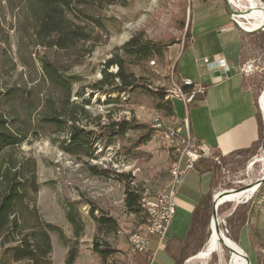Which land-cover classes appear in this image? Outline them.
Listing matches in <instances>:
<instances>
[{"label": "trees", "instance_id": "obj_1", "mask_svg": "<svg viewBox=\"0 0 264 264\" xmlns=\"http://www.w3.org/2000/svg\"><path fill=\"white\" fill-rule=\"evenodd\" d=\"M3 1L4 6L0 0V264H51L50 234L54 233L68 247L65 264H73L79 251L78 240L85 227L80 207L90 204L82 199L66 202L65 219L72 230V243L69 245L62 230L44 221L39 213V183L35 160L19 155L17 151L29 139L36 140L46 130H50L48 134L62 136L57 144L64 154L89 162L96 158L99 148L113 145L124 139L129 132L139 129L138 125L125 120L107 124L93 122L98 130L88 129L90 115L86 106L90 105L91 99H85L86 93L82 87L74 91L73 85H80L81 78L69 74L94 51L100 42L101 32L106 31L107 19L96 15L93 9L100 8L103 3L112 5L113 1ZM7 15L11 17L9 22L5 20ZM5 24L8 25L7 29ZM252 34L251 37L258 36L264 42V32ZM11 35L16 47V61L26 69L27 75L22 83L6 84L4 80L8 77L11 79L15 70L9 42ZM171 45L146 39L142 33H136L102 65L100 78L86 87L91 94L106 96V104H123L125 102L122 97L131 98L138 93L143 94L162 101L165 105L158 106V109L172 114L175 110L174 102L164 100L166 92L163 89L154 91L140 84L139 78L131 71L135 66L161 60ZM111 67L116 69L115 72L109 71ZM19 77L23 81L22 74ZM181 87L184 93L192 91L191 86ZM72 97L77 99L72 100ZM201 97L197 93L194 102ZM79 99L83 101L79 102ZM261 136L260 124V138ZM151 137L152 133L149 131L139 137L132 147L147 143ZM55 140L57 141L54 138V142ZM259 142L260 140L251 149L236 154L245 158L253 156ZM132 147L124 151L127 158L134 155ZM85 165H88V171L93 176H113L108 169ZM204 165L196 164L193 168L200 173L210 174L209 190L200 196L192 212L190 227L185 238L180 241L175 264H180L186 256L198 252L203 245L212 191L216 184L213 168H218L215 164L211 167L208 164L202 169ZM115 177L124 184L125 210L139 216L143 212L140 204L142 196L131 187L132 176L124 173L115 174ZM262 192L264 183L247 203L239 204L232 214V220H237L234 227L235 240H238L241 229L247 225L256 197ZM95 211L99 213L97 216L94 215ZM88 215L94 225L92 251L104 263L119 251L98 240L100 236H108L118 228L117 220L95 206L89 208ZM256 260L257 264H261L258 255Z\"/></svg>", "mask_w": 264, "mask_h": 264}, {"label": "rangeland", "instance_id": "obj_2", "mask_svg": "<svg viewBox=\"0 0 264 264\" xmlns=\"http://www.w3.org/2000/svg\"><path fill=\"white\" fill-rule=\"evenodd\" d=\"M112 1V5L108 6L103 3L100 8L93 9L96 15L107 19L106 31L101 32L100 42L97 43L94 51L85 58L80 66L74 67L69 74L78 75L81 78L80 85H73L74 91L82 87L86 93L85 99H91L90 105L86 106L90 115L88 129L98 130L97 127H94L93 122L107 124L122 120L138 125L139 129L129 132L124 139L113 145L103 149L99 148L96 158L89 160V162L86 159L78 160L73 156L64 154L57 144L62 136L48 134L50 130H46L36 140L29 139L23 143L18 148L17 153L34 159L37 166L39 183L37 208L39 213L44 221L54 224L62 230L70 245L72 243V230L65 219V204L67 201H78L79 199L88 201L90 205L86 204L80 207L85 227L78 240L79 251L73 264H108V261L111 262L110 264H114V262L119 264L127 252L128 236L143 228L145 215L141 212L139 216H134L125 210L123 203L124 184L115 177V174L129 173L133 178L131 187L137 190L141 196L154 197L167 188L170 174L174 165L178 164L179 157L183 155V163L189 160V156L194 153L197 156L194 165L205 164L202 169L206 168L208 164L210 167L213 164L218 166V168H213L216 184L212 191L209 218L203 234V245L198 252L186 256L180 264H230L229 249L225 248L229 247L228 242H224L222 239L219 240L216 251L211 253L208 259H196L195 256L203 251L213 234V231H210V224L213 219L214 196L224 191L248 189L264 176V161H258L259 156L263 154L264 141V117L260 102V96L264 91V42L261 38H257L258 36L252 37L254 39L250 41H248L249 39L246 40L239 66L243 70L245 84L254 90L256 102L260 108L258 113L262 136L256 154L249 158L237 154L223 157L215 150L201 151L200 145L192 138L185 139L184 142L174 141L172 143L167 140L164 134L165 128L186 126V123L181 120L185 118L187 109L182 107L181 111L179 104L182 106V103L177 99L170 98L169 94L173 89V83L177 84L179 81L176 75L175 61L180 60L178 66L188 73L191 71L192 74L196 73L193 71L194 59L188 63L187 56L184 59H180V57L183 51L181 47L191 43V6L194 1L199 0ZM1 4L4 6L3 0ZM4 12L9 14L7 10ZM255 15L252 12L247 16L255 17ZM5 20L9 22L11 17L7 15ZM4 27L7 29L8 25L5 24ZM202 27L206 28L207 26ZM258 31L264 32V29H255L254 32ZM136 33H142L146 39L172 44L170 47L174 46L175 49H180L177 58L173 52L170 53L169 47L161 60H154L131 69L139 78L140 84L146 85L154 91L163 89L166 92L164 100L174 102L175 110L172 114L158 109V106L165 105L162 101L148 98L143 94L138 93L131 98L122 97L123 102H125L123 104H106V96L97 93L91 94L90 89L86 87L100 78L102 65L115 52H118L117 48ZM9 42L11 43L10 50L15 62V70L11 79L8 77L4 81L6 84L22 83L26 80L27 72L16 61L17 55L13 35L10 36ZM188 52L191 50L187 48L185 55ZM192 55L194 56V53ZM249 66L251 67L248 69ZM115 70L114 67L109 69L110 72H115ZM19 74H22L23 81L20 80ZM76 99V97H72V100ZM82 101L79 99V102ZM155 120L161 123V129L156 128ZM149 131L152 133L151 140L145 144L132 147L138 142L139 137ZM54 138L57 139L56 142H54ZM131 147L134 155L132 158H127L124 151ZM85 164L108 169L113 176L109 178L93 176L88 171V165ZM263 183L264 181L261 185ZM257 189L253 193L241 195L235 201L222 203L216 208L214 217L219 222L220 231L224 236L243 250L244 263H246L247 256L250 264H257L256 255L259 256V262L264 264V192L259 193L256 197L252 209L253 213L250 212L248 215L247 225L241 229L238 240L234 239L236 236V228L234 227L237 220H232V214L239 204L247 203ZM140 204L142 208V197ZM91 206L106 212L115 218L118 224V228L114 232L108 236L99 237L98 242L107 243L110 248L119 251L104 263L92 251L94 225L88 215ZM98 214V211L94 212L95 216ZM50 239L52 245L51 264H65L67 245L55 233L50 234ZM148 254L150 255V253ZM136 258V260L146 263L148 255L145 254ZM238 264H242L241 261Z\"/></svg>", "mask_w": 264, "mask_h": 264}, {"label": "crops", "instance_id": "obj_3", "mask_svg": "<svg viewBox=\"0 0 264 264\" xmlns=\"http://www.w3.org/2000/svg\"><path fill=\"white\" fill-rule=\"evenodd\" d=\"M191 9V43L181 47L180 59L187 56L188 63L194 59L193 71L196 73H188L179 67L180 60L175 61V69L178 79L191 80L201 86L203 92L199 100L188 106L186 116L181 120L186 123L183 134L223 157L249 150L260 140V108L254 90L245 84L239 66L243 46L246 40L253 39L251 33L255 30L248 31L233 23L224 0L194 1ZM187 48L191 52L185 55ZM169 51L177 58L180 49L173 46ZM204 59L211 62L223 59L227 69L204 64ZM179 107L182 111L183 106L179 104ZM209 184V173H200L195 168L186 170L176 190L175 213L164 243L159 245L157 238H151L148 252L154 254L151 264H175L180 241L190 227L192 212L200 196L209 190ZM244 264H248L247 260Z\"/></svg>", "mask_w": 264, "mask_h": 264}, {"label": "built area", "instance_id": "obj_4", "mask_svg": "<svg viewBox=\"0 0 264 264\" xmlns=\"http://www.w3.org/2000/svg\"><path fill=\"white\" fill-rule=\"evenodd\" d=\"M253 1L255 6L264 9V4L260 0ZM229 2L233 10V13L230 14L231 21L239 27H241L239 24L240 22H243L244 25H249L250 21L247 20L246 15L249 14L251 6L248 5V2L245 0H229ZM260 28L264 29V27ZM203 63L211 67L227 69V65L223 59L213 62L204 59ZM250 67L251 66H249L248 69ZM241 71L243 70L241 69ZM178 80V87H173L169 96L170 98L177 99L182 103V106L187 109L189 105L194 103L195 95L203 92V88L194 84L187 78H180ZM181 86H191L192 91L190 93H184ZM155 121L156 128L161 129V123L157 122L158 120ZM184 127L185 125H183V127L165 128L164 134L167 135V140L173 143L174 141L184 142L183 140L190 138L188 135L183 134ZM199 149L201 151L207 150L201 145ZM196 159L197 156L193 153V155L189 156V160L186 161V164H182L183 155H181L179 157V168L177 169V173L170 174V181L167 188L154 197H149L147 195L142 196V210L145 215V223L141 231L132 233L128 236L127 252L125 256L122 257V262H119V264H151L154 258L153 253L148 255L146 263H140L136 260V257L144 256L149 252L152 237L157 238L159 245L164 243L175 213L176 190L181 184L186 170L193 168V162H195Z\"/></svg>", "mask_w": 264, "mask_h": 264}, {"label": "bare ground", "instance_id": "obj_5", "mask_svg": "<svg viewBox=\"0 0 264 264\" xmlns=\"http://www.w3.org/2000/svg\"><path fill=\"white\" fill-rule=\"evenodd\" d=\"M250 2V10L251 12H254L256 15L255 17H248L246 15V18L248 21H250L249 25H244L243 22H240V26L245 30H254L260 27H264V9L260 8V10L254 5L253 0H245ZM252 9V10H251ZM251 12L249 14H251ZM248 14V15H249ZM177 83V82H176ZM172 87H178V83H173ZM261 98V111L263 112L264 117V91ZM264 119V118H263ZM167 138V135H165ZM257 160V159H255ZM258 161H264V141H263V154L259 156ZM179 168V162L178 164H175L171 174H176L177 169ZM254 188L251 189H242L241 191L237 193L233 192H227L225 193V197H217L216 201L217 204L221 205L222 203L226 201H235L237 198H239L241 195L248 193L249 191L253 192ZM210 231H213V234L210 236L206 246L204 247L203 251H201L199 254L195 256L196 259H208L211 255V253L215 252L218 248L219 240L222 239L224 242H228L229 247H225L227 250L229 249V255H230V264H238L240 261L242 264H244L243 256L241 253V250L238 245L234 244L232 241H230L228 238L224 236V234L220 231L219 228V222L216 220V218H213L210 224ZM229 243H231L233 246H230Z\"/></svg>", "mask_w": 264, "mask_h": 264}, {"label": "water", "instance_id": "obj_6", "mask_svg": "<svg viewBox=\"0 0 264 264\" xmlns=\"http://www.w3.org/2000/svg\"><path fill=\"white\" fill-rule=\"evenodd\" d=\"M224 1H225V5H226V8H227L229 14L233 13V10H232V7L230 5L229 0H224ZM257 29H259V28H257ZM263 181H264V176H262L259 180H257V182L254 185L250 186L248 189L254 188L253 191H255L261 185V183ZM241 190L242 189H240V190H234V191L231 190L230 192L237 193V192H239ZM227 192H229V191H224V192H221V193L217 194L216 196H214V198H213L214 209H213L212 218L215 217V215H216L215 214L216 213V208L219 206V204H217V201H216L217 197H220V198L225 197V195H226L225 193H227ZM246 260H247V263L250 264L249 261H248V259H247V256H246Z\"/></svg>", "mask_w": 264, "mask_h": 264}]
</instances>
